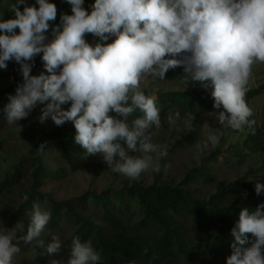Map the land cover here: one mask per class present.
<instances>
[{"label":"clouds","instance_id":"1","mask_svg":"<svg viewBox=\"0 0 264 264\" xmlns=\"http://www.w3.org/2000/svg\"><path fill=\"white\" fill-rule=\"evenodd\" d=\"M67 2L72 14L61 15L51 40L46 33L57 8L49 0H36L38 7L15 0L10 6L14 18L0 19V69L15 61L23 77L2 110L7 124H17L37 102H47L40 122L49 117L56 126L72 122L74 142L86 157L100 155L112 172L133 180L149 169L158 173L159 158L167 155L152 143L151 129L161 127L160 109L157 97L146 95L141 82L164 80L170 69L182 66L184 83L190 77L212 88L213 108L223 111L209 114L220 126L255 134L257 121L246 96L253 66L264 63V0H95L90 13L84 0ZM87 34L101 42L115 39L93 45L86 42ZM40 54L47 74L31 75ZM137 110L141 115L130 121ZM168 123L176 121L169 116ZM219 141V135L209 134L196 147L215 148ZM38 151H44V144ZM262 192L264 184L256 182V195ZM29 215L26 235L0 226V264H13L21 243L44 247L40 237L51 212L34 202ZM231 235L226 264H264V203L252 211L241 208ZM60 248L61 239L53 235L47 253ZM100 260L90 239H71L68 264Z\"/></svg>","mask_w":264,"mask_h":264},{"label":"rangeland","instance_id":"2","mask_svg":"<svg viewBox=\"0 0 264 264\" xmlns=\"http://www.w3.org/2000/svg\"><path fill=\"white\" fill-rule=\"evenodd\" d=\"M11 2H15V0H0V19L7 11L10 12L9 4ZM49 2L55 4L53 0H49ZM94 2L95 0H84L83 7L90 13L91 5ZM26 3L29 6L38 7L36 0H26ZM55 5L59 16L72 14L71 5L67 0H58ZM109 39L114 40L115 37ZM177 68L183 74L182 81H170L166 75L164 80H153L149 77L141 82V89L150 88L155 95L157 93L193 90L212 91L211 87L205 89L200 82L192 81L190 77H188L187 83H184L187 74L182 66ZM22 82L20 66L15 63H10L7 69L0 73V185L6 179H11L17 165L23 158L30 157V152L36 143L31 128L33 123L35 124V118L41 117L42 109L47 104V102H37L26 119H22L14 125L7 124L3 118L2 110L8 103V96L14 95L16 87ZM263 85L264 63H258L253 66L249 89H256ZM247 102L253 109V118L257 121L255 134H252L248 129L240 132L230 127L220 126L216 118L210 114L199 115L194 113L191 115H194V120L191 119V116L178 118L172 116L176 121L175 125H169L167 118L156 133L152 134V143L159 145L161 151H167L166 156L159 158L160 171L157 173L149 169L135 180L112 172L100 155L86 157L85 150L72 152L76 155L74 161L78 162L75 170H73L69 158L58 146V143H45L44 151L37 150L35 154L42 156L45 166L51 171L56 172L59 169H65V176L59 180L46 179L43 185L37 186L33 191L32 173L34 168H28L25 164L26 166L21 170L20 182L0 189V226L9 230L14 229L18 236L26 235L30 224V215L27 214L23 205L34 192L45 195L43 203L40 204L48 211L51 207L49 200L68 201L70 202L69 207L74 213L96 224L103 225L101 207L92 204L88 198L86 201L80 200L82 196L89 193L99 195L110 190L120 191L133 184L143 187L153 184H168L177 187L182 184L186 175L194 169H201L204 176L209 175L211 177L212 182L203 183L199 179L185 187L195 198L206 201L233 181L242 180L264 184V153H254L249 147L243 145L245 142L251 144L250 136L256 134L264 144V132H260V128L264 124V93L247 100ZM219 111H223V108L215 109L214 112ZM201 120L203 123L198 127L195 126V123ZM35 127L40 128L44 135L56 131L74 136L76 134V131L65 124L56 126L50 117L46 118L43 123L39 120ZM209 134L220 136L218 146L212 148L209 144L207 150L198 149L196 144L203 142ZM130 155H136V153H130ZM152 155L155 162L157 154L153 153ZM32 199L39 202L36 197ZM117 206L120 207V214L128 225L137 224L141 220L142 213L136 202H130L126 198L123 206L120 204ZM50 221L40 237L44 241V247L25 246L21 243L19 245L21 252L14 258L13 264H35V261L40 264H51L52 261L68 264L71 259L70 238L77 226L72 219L63 218L59 220L57 228H52ZM53 235L61 239V248L57 253L48 254L46 248L48 244L52 243ZM217 263L218 260L216 259L202 258L199 264Z\"/></svg>","mask_w":264,"mask_h":264},{"label":"trees","instance_id":"3","mask_svg":"<svg viewBox=\"0 0 264 264\" xmlns=\"http://www.w3.org/2000/svg\"><path fill=\"white\" fill-rule=\"evenodd\" d=\"M53 2L57 4L58 0H53ZM12 3L14 2L10 4ZM20 10L23 11V6H20ZM13 14L7 11L2 19L13 18ZM60 17L57 14L55 21L49 22L50 27L46 33L48 40L52 39V28L60 25ZM85 40L93 45L98 42H113L112 39L101 42L92 34H87ZM41 56L42 54L35 57L31 75H39L42 72L47 74ZM6 63L8 65L17 64L15 61ZM0 73H3V69H0ZM166 78L170 81H182L183 74L178 68L170 69L166 73ZM143 91L146 95H155L150 88ZM211 92L193 90L157 93L155 96L157 107L160 109L161 124L169 116H176L177 113L179 117H189L194 113L207 115L214 112V99ZM263 93L264 85L249 90L246 100H251ZM62 107L67 109L70 104ZM110 115H115V113H110ZM140 115L141 113L137 110L129 117V120ZM38 122L39 118L36 117L35 124L33 123L31 128L36 143L30 152V157L20 161L11 179H6L0 185V189L18 184L21 180V170L26 165L28 168H34L33 191L37 186L43 185L46 179L59 180L65 176V169L53 172L45 166L42 156L35 154L41 144L58 143L69 158L71 168L75 170L78 162L74 161L76 155L72 152L84 149L75 144L74 135L64 134L61 131L44 135L40 128L35 127ZM202 123L203 120L195 123V126L198 127ZM65 125L76 131L72 122H66ZM157 130L153 126L152 134ZM260 130L264 132V124ZM250 142L251 144L245 142L243 145L249 147L254 153H264V144L257 134L250 136ZM199 179L203 183L212 182L211 177L204 176L201 169H194L177 187L168 184H153L148 187L133 184L120 191L110 190L99 195L89 193L82 196L80 200L86 201L88 198L92 204L101 207L103 225L74 213L68 201L49 200L52 215L50 225L52 228H57L60 219H72L77 228L70 242L76 236L80 237L82 242L90 239L101 256L98 264H199L202 258L216 259L217 264H226V258L232 254L230 245L234 238L231 235V229L238 221L241 208L247 207L250 211L255 210L259 204L264 203V192L259 196L256 195V182L233 181L206 201L195 198L185 187ZM33 197H36L39 203H43L45 195L35 194V192L31 195V198L23 205L27 214L31 212L35 202ZM126 198L130 202H136L142 213V218L137 224L128 225L120 214L121 210L117 204L123 206ZM249 239H254L251 234H249ZM34 263L40 264L38 261Z\"/></svg>","mask_w":264,"mask_h":264}]
</instances>
